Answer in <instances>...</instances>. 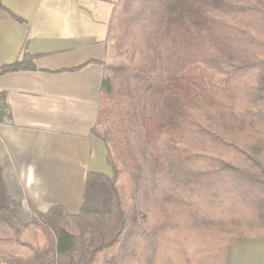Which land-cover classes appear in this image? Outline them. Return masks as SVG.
<instances>
[{"label": "trees", "instance_id": "1", "mask_svg": "<svg viewBox=\"0 0 264 264\" xmlns=\"http://www.w3.org/2000/svg\"><path fill=\"white\" fill-rule=\"evenodd\" d=\"M106 42L92 135L110 172L87 173L78 213L22 222L0 163V264H228L264 238V0H114Z\"/></svg>", "mask_w": 264, "mask_h": 264}, {"label": "crops", "instance_id": "2", "mask_svg": "<svg viewBox=\"0 0 264 264\" xmlns=\"http://www.w3.org/2000/svg\"><path fill=\"white\" fill-rule=\"evenodd\" d=\"M1 1L0 65L18 60L24 48L34 56L33 69L0 75L10 112L0 124V163L14 214L27 222L31 207L56 205L76 214L87 173L110 172L92 128L104 65L115 55L106 42L114 0ZM91 1L104 3L105 13L94 12ZM228 264H264V238L234 242Z\"/></svg>", "mask_w": 264, "mask_h": 264}, {"label": "rangeland", "instance_id": "3", "mask_svg": "<svg viewBox=\"0 0 264 264\" xmlns=\"http://www.w3.org/2000/svg\"><path fill=\"white\" fill-rule=\"evenodd\" d=\"M91 2H92L91 5L95 4V7L93 5L94 12L96 11L97 13H100V14H104L105 13L106 5L104 3H96V1H91ZM83 5H85L86 7H89L91 9L90 4L88 3V1H84Z\"/></svg>", "mask_w": 264, "mask_h": 264}, {"label": "clouds", "instance_id": "4", "mask_svg": "<svg viewBox=\"0 0 264 264\" xmlns=\"http://www.w3.org/2000/svg\"><path fill=\"white\" fill-rule=\"evenodd\" d=\"M42 210H43V211H46V210H47V208H46V207H43V208H42Z\"/></svg>", "mask_w": 264, "mask_h": 264}]
</instances>
